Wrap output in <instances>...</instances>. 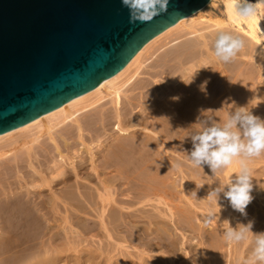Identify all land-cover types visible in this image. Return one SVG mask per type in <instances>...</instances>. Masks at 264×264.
<instances>
[{"label": "bare ground", "instance_id": "6f19581e", "mask_svg": "<svg viewBox=\"0 0 264 264\" xmlns=\"http://www.w3.org/2000/svg\"><path fill=\"white\" fill-rule=\"evenodd\" d=\"M216 1L224 6L219 15L177 23L128 72L63 105L56 118L0 135V264H186L185 251L197 257L194 264H241L251 235L228 244L221 224L251 221L254 234L264 232V155L249 164L253 206L246 215L223 194L220 208L204 200L238 165L215 177L186 161L179 171L171 167L191 150L200 121L222 124L236 107L264 120L255 92L264 89V6L240 21L228 0ZM220 31L245 40L229 64L212 55ZM210 211L211 228L202 222Z\"/></svg>", "mask_w": 264, "mask_h": 264}, {"label": "water", "instance_id": "95a60500", "mask_svg": "<svg viewBox=\"0 0 264 264\" xmlns=\"http://www.w3.org/2000/svg\"><path fill=\"white\" fill-rule=\"evenodd\" d=\"M210 2L170 0L167 13L133 24L121 0H0V135L56 118Z\"/></svg>", "mask_w": 264, "mask_h": 264}, {"label": "clouds", "instance_id": "9594fccd", "mask_svg": "<svg viewBox=\"0 0 264 264\" xmlns=\"http://www.w3.org/2000/svg\"><path fill=\"white\" fill-rule=\"evenodd\" d=\"M170 0H121L123 7L129 10V22H147L162 13L168 12ZM232 15L236 20L247 21L257 16L264 0L256 4L247 0H228ZM212 55L221 63H232L245 48V40L238 34L220 31L214 40ZM198 130L190 133L191 150H184L183 160L171 165L179 171L186 161L191 167L202 169L207 166L213 177L222 173L233 164L238 165L236 174L227 183L213 188L204 200L214 201L219 206L221 194L231 208L246 215V208L252 202L253 178L250 162L264 155V120L254 115L248 107H236L231 110L221 124L209 117L195 124ZM192 196L197 200L196 193ZM198 201V200H197ZM201 201V200H200ZM221 210V209H220ZM216 216L211 211L202 218L205 226L210 225ZM222 238L228 244H240L249 240L251 251L241 264H264V232L253 233V222L238 224L235 228L229 221L222 224Z\"/></svg>", "mask_w": 264, "mask_h": 264}, {"label": "rangeland", "instance_id": "374dc122", "mask_svg": "<svg viewBox=\"0 0 264 264\" xmlns=\"http://www.w3.org/2000/svg\"><path fill=\"white\" fill-rule=\"evenodd\" d=\"M224 10V6H223V4H222V2H219V1H216V2H212V3H209L207 6H206V8H204L201 12H200V14H203V15H205V16H214V15H219V12H222ZM210 18H212V17H210ZM177 36V34H174V35H172V37H171V39H175V37ZM186 38H183V39H181V40H185ZM169 41V40H168ZM167 41V42H168ZM175 42H169V44L166 46V47H164V48H162L160 51H158V52H156L155 53V55H153V57L146 63V65L147 64H150V63H152V62H154L155 61V59L160 55V54H162L166 49H168V48H170L173 44H174ZM159 46V44L156 46V47H158ZM156 51V49H154V50H152L151 51V53H154ZM149 57V56H148ZM150 72H152V71H150ZM162 84H163V82H162ZM156 85H158V84H156ZM258 90V91H257ZM257 90L255 91L256 92V94H257V103H264V89H262L261 88V86H258L257 87ZM150 103V102H149ZM260 111L263 113V115H264V108H262V109H260ZM16 147H19V145H17ZM253 193V192H252ZM255 204H258V203H255ZM249 206H253V205H249ZM169 208H171V206L169 205L168 206ZM168 207H167V210H169L168 209ZM162 208H164V209H166V207H163L162 206ZM169 212V211H168ZM198 213H199V215L201 214V212L200 211H198ZM210 228L213 226L212 225V223L210 224V225H208ZM180 234V233H179ZM131 252L132 253H134L135 255L136 254H139V250L136 248V247H134L133 245L131 246ZM152 255H155V254H152ZM162 254H160V256H161ZM156 256V255H155ZM145 259H146V261L148 260V258H147V256L146 257H144ZM197 259V257H194V256H191V255H189L188 254V252H184L183 253V261L184 262H186V264H194V261Z\"/></svg>", "mask_w": 264, "mask_h": 264}]
</instances>
